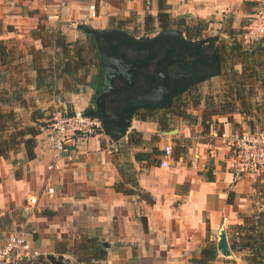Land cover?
Instances as JSON below:
<instances>
[{
  "label": "crops",
  "instance_id": "0c3cea01",
  "mask_svg": "<svg viewBox=\"0 0 264 264\" xmlns=\"http://www.w3.org/2000/svg\"><path fill=\"white\" fill-rule=\"evenodd\" d=\"M157 1L71 0L59 7L54 0H0V45L6 50L0 93L9 97L8 105L0 104L4 113L13 111L23 126L41 131L56 113L93 107L101 82L99 58L93 38L76 25L130 33L121 22L130 25L131 17L142 22L146 15L156 21ZM248 1L254 0H165L172 18L219 25L230 15L233 30L246 27L254 10ZM91 4L96 19L87 16ZM241 111L238 106L218 116V129L202 135L213 142L192 141L187 154L171 155L168 167H161L160 159L171 142L160 140L161 153H152L146 142L157 122L147 118L135 116L131 122L141 134L139 146L129 144V135L117 143L104 135L80 138L71 149L72 160L51 172L52 153L44 134H38L33 159H27L23 146L9 159L0 157V237L22 232L41 256H62L64 264H76L81 245L102 252L103 259L93 264H247L244 252L231 249L226 229L240 223L239 213L248 210L260 174L234 178L231 155L216 138L222 131L256 129L261 117ZM174 133L183 140L191 135L187 127ZM135 155L147 157L136 160ZM29 195L38 196L34 209L26 204ZM222 231L228 256L217 248Z\"/></svg>",
  "mask_w": 264,
  "mask_h": 264
},
{
  "label": "water",
  "instance_id": "95a60500",
  "mask_svg": "<svg viewBox=\"0 0 264 264\" xmlns=\"http://www.w3.org/2000/svg\"><path fill=\"white\" fill-rule=\"evenodd\" d=\"M76 29L93 38L101 68L99 92L93 107L84 115L100 121L110 143L126 137L137 111L169 109L179 95L218 75L220 70L219 56L213 51L217 37L188 40L178 29L161 30L145 37H135L118 28L95 29L85 24L76 25ZM205 50L210 54L205 55ZM187 57H195L190 65L185 64ZM151 66L153 71L149 74ZM174 66L179 70L169 77V69ZM143 77L147 86L140 84ZM217 248L223 256L229 255L223 231ZM46 258L52 264H64L62 256Z\"/></svg>",
  "mask_w": 264,
  "mask_h": 264
},
{
  "label": "rangeland",
  "instance_id": "374dc122",
  "mask_svg": "<svg viewBox=\"0 0 264 264\" xmlns=\"http://www.w3.org/2000/svg\"><path fill=\"white\" fill-rule=\"evenodd\" d=\"M245 4L248 6L254 5V10L264 8V5L256 0L252 2L248 1ZM254 10L251 12V15L254 14ZM170 18L171 25L169 29L181 30L185 37H189L187 31H189L191 35L199 33L202 38L217 37V43H215L216 50L213 51L219 56L220 70L218 75L191 87L185 93L179 95V99L174 100L173 103H175V105L172 109L170 107L169 109L155 110L152 114H148L146 110H139L141 111L140 115L143 113L146 114L148 120L160 122V125H156L154 133L149 137L147 140L148 142H146L149 144L148 146L151 147L152 153L157 155L161 153L158 146L160 140L166 142V139H169L173 147L172 155L175 159L178 156L187 154V148L192 146V141L198 142L208 140L211 142L212 140L213 142L211 137L209 139L204 138V136H202L203 133L212 128L218 129V119L220 118L218 116L229 114V112L235 111V108L238 106L242 107L238 100L231 95L234 87H238L242 90L244 101L249 103L250 110H253V113L261 117L257 121L256 129L264 130V109H260L261 104H264V83L254 81V79L249 76V70H246V73L242 75L244 67L246 68L249 64L244 63L245 57H243L241 52H233L231 49L234 45H240V50H244L245 52H251L253 49L256 50V52L260 50L262 54L255 59L262 64L260 65L261 67L257 69H264V39L254 47L244 45L242 43V36L245 30H233L231 28L233 18H231L230 15H225L219 25L213 22L198 20L193 17L172 18L170 16ZM129 19H131L130 25H124V23L121 22L120 26L129 28L130 34L135 37L154 36L162 30L158 27L155 18L154 21L146 26L144 21L137 22L134 17ZM180 19H183V25H177V21ZM247 24L248 22L246 25ZM41 37H45L44 34H42ZM199 39L196 38L194 40L197 41ZM260 76L264 79V72L260 73ZM4 110L5 109H2L0 106V113H4ZM242 110L248 112L247 107H242ZM248 116L249 115H246L245 117L248 118ZM2 121L4 120H1V122ZM17 126H23V123L20 121ZM184 127H187L191 133L190 138L187 140H183L179 133H172L168 137L162 134L163 132L179 131ZM127 135H130L132 139H141V134L135 133L131 127L128 129ZM128 148L127 146V149ZM125 150L126 149H124V151ZM252 188L253 191L250 194L251 199H249L250 206L248 210L239 213L240 223L236 225L232 224L226 229L231 244L238 243L240 237L248 232L247 228L253 227L254 231L264 233V171L256 178ZM4 223L5 222H3V224ZM11 232L13 233L14 231ZM5 238V236H1L0 240L4 242Z\"/></svg>",
  "mask_w": 264,
  "mask_h": 264
},
{
  "label": "built area",
  "instance_id": "2783aa9c",
  "mask_svg": "<svg viewBox=\"0 0 264 264\" xmlns=\"http://www.w3.org/2000/svg\"><path fill=\"white\" fill-rule=\"evenodd\" d=\"M63 7L71 0H54ZM89 19H96L95 5L88 7ZM50 19V16H48ZM242 41L244 45H254L264 39V8L254 10L244 28ZM84 111L56 113L41 128L46 147L52 153L47 171L51 172L61 161H71V149L77 139L104 135L99 120L84 115ZM220 145L231 155L230 168L234 178L239 179L247 174H260L264 171V130L242 129L222 131L216 135ZM172 155V146L165 144L160 159L161 167H168ZM46 193L51 195L53 187L48 186ZM37 195H29L26 204L34 209L38 204ZM41 256L32 239L22 232H13L6 236L0 245V264H29Z\"/></svg>",
  "mask_w": 264,
  "mask_h": 264
},
{
  "label": "trees",
  "instance_id": "16d2710c",
  "mask_svg": "<svg viewBox=\"0 0 264 264\" xmlns=\"http://www.w3.org/2000/svg\"><path fill=\"white\" fill-rule=\"evenodd\" d=\"M157 7H158V12L156 15V21H157L158 27L162 30H167L170 28V25H171V18L169 14L170 7L166 4L165 0H158ZM152 21H154V17H152L151 15L145 16L144 18L145 26L150 24V22ZM177 25H183V19L178 20ZM187 35L190 38H202L199 33H196L195 35H191L189 31H187ZM258 43L254 45H250L249 47H252V46L254 47ZM231 49L233 52H241L243 54V57H245L244 63L249 64L247 65L246 68L244 67L242 71V75L246 73V70H249L250 71L249 76L252 77L254 81H260L264 83V79H262L260 76V73H263L264 69L263 68L257 69L258 67H261L260 65L262 63L257 62L255 59L257 56H260L262 52L260 50L256 52V50L254 49L251 52L250 51L245 52L244 50H240V45H234V47H231ZM5 54H6L5 48H3L0 45L1 65L4 64ZM95 54L98 57L96 51H95ZM98 92H99V89L96 90L94 99L97 96ZM231 95H233L235 99L238 100V102L241 104L240 106L244 108L247 107L248 111H250V105L248 102L246 103V101H244L242 90H240V88L234 87V90L231 92ZM176 99L178 100L179 97H177ZM0 104H4V105L9 104V97H7L6 91H2L0 93ZM174 105L175 103L171 105V109ZM260 109H264V104L263 105L261 104ZM146 111L148 112V114H152V112H155V110L154 111L146 110ZM245 113H246L245 111L243 110L241 111L242 115ZM140 114H141V111H137L135 116L140 120L148 118L146 114L144 113L142 115ZM1 120H4V121L1 122ZM19 123L20 122L19 120H17L16 115L13 111H10L7 113H0V157L3 159H9L10 154L16 153L17 150L21 146L24 147L25 154L28 160H31L34 158L33 150L35 147V137L41 133L40 128L37 129L36 127H33V126H29V127L17 126ZM157 124L160 125V122L157 121ZM128 142L129 144L139 146L142 143V140L140 138L132 139L131 136L129 135ZM142 157L146 158L147 155H135L136 160H143ZM151 164H157V161H151ZM206 179L208 181L212 180V176L210 172L206 174ZM233 228H236V227H233ZM247 231L249 233L247 232L244 236L240 237L241 241L239 240L238 243L231 244V249L244 252L245 256L243 259L245 260L247 264H264V257H263L264 255V233L259 232V231H254L253 227L247 228ZM210 252L211 251L203 250L202 254H211L212 255L211 259H213L215 256V253L213 254ZM81 254H82V257L76 261V264H93L94 262L103 259L102 252L89 251L87 246L85 245H81ZM29 264H49V262L48 260H46L44 256H39L33 262Z\"/></svg>",
  "mask_w": 264,
  "mask_h": 264
},
{
  "label": "flooded vegetation",
  "instance_id": "af4514ba",
  "mask_svg": "<svg viewBox=\"0 0 264 264\" xmlns=\"http://www.w3.org/2000/svg\"><path fill=\"white\" fill-rule=\"evenodd\" d=\"M185 39L195 41L194 39H196V38L185 37ZM197 39H199V38H197ZM204 54H205V55L210 54V51H209V50H205V53H204ZM196 57H197V56H196ZM194 58H195V57H187V59H185V64H186V65H190L191 62L194 60ZM177 70H179V69H177V66H176V67H175V66H174V67H171V68L169 69V77H171L173 74H175V73L177 72ZM152 71H153V68H152V66H151L150 68H148V71H147V72H148L149 74H151ZM146 81H147V79H146L145 77H143V79L140 80V84L147 86V85H146Z\"/></svg>",
  "mask_w": 264,
  "mask_h": 264
}]
</instances>
